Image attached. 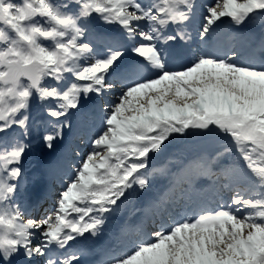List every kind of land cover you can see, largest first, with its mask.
I'll return each mask as SVG.
<instances>
[{"label":"snow or ice","instance_id":"1","mask_svg":"<svg viewBox=\"0 0 264 264\" xmlns=\"http://www.w3.org/2000/svg\"><path fill=\"white\" fill-rule=\"evenodd\" d=\"M125 208L96 264H264V0H0V264Z\"/></svg>","mask_w":264,"mask_h":264},{"label":"bare ground","instance_id":"2","mask_svg":"<svg viewBox=\"0 0 264 264\" xmlns=\"http://www.w3.org/2000/svg\"><path fill=\"white\" fill-rule=\"evenodd\" d=\"M125 220H128L127 208H125V212H124L123 218L120 221V224H122ZM115 221H116V218L109 220V222L107 223V225L105 227V235L100 240H98L95 244L89 245L90 247H92L96 250V251H94L93 255H91L92 257L96 256V258H99L98 260H100L102 258L101 249L108 242L109 237L112 234L111 232L108 231V229L111 227V224H113Z\"/></svg>","mask_w":264,"mask_h":264},{"label":"rangeland","instance_id":"3","mask_svg":"<svg viewBox=\"0 0 264 264\" xmlns=\"http://www.w3.org/2000/svg\"><path fill=\"white\" fill-rule=\"evenodd\" d=\"M124 215V214H123Z\"/></svg>","mask_w":264,"mask_h":264}]
</instances>
